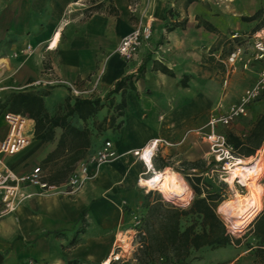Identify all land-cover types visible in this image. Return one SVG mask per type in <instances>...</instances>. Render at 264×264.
Instances as JSON below:
<instances>
[{"label": "crops", "instance_id": "obj_1", "mask_svg": "<svg viewBox=\"0 0 264 264\" xmlns=\"http://www.w3.org/2000/svg\"><path fill=\"white\" fill-rule=\"evenodd\" d=\"M187 1L0 0V60L4 62L0 90H9L7 97L20 90L19 84L25 87L41 81L25 90L42 96L45 111L53 116L65 112L64 102L71 94L65 85L46 82L66 81L88 93L81 98H103L118 80L133 74L132 88L102 99L103 107L85 121L76 114L68 117L71 127L89 130L88 146L81 145L80 138L63 135L67 128L60 126L53 128L50 140H37L34 120L23 116L27 147L4 157L18 173L41 167L46 182L62 185L105 140L111 141L117 155L101 165H90V178L77 192L37 194V188L26 187L35 194L14 213L0 217V264H98L106 259L116 233L129 224L126 210H134L146 195L139 184L148 175L146 167L132 152L151 139L169 143L153 159L154 169L172 165L191 181L199 176L208 152L198 133L206 132L209 116L216 114L211 85L222 83L226 77L223 63L242 41L231 39V33L247 36L254 31L258 16L254 20L245 17L258 13L259 1L248 0L244 8L228 15L229 33L217 26L213 2ZM138 22L151 26V39L132 60L125 61L116 47ZM228 39L233 43L225 45ZM16 52L22 54L14 57ZM244 55L252 59L251 51ZM242 63L231 74L226 91L229 99L248 87V81L243 79L240 84L238 79L256 70ZM142 65L144 70L138 72ZM122 101L124 107L119 110ZM263 110L264 103L254 106L245 128ZM4 114H0V141L9 129ZM99 124L106 129L97 137ZM72 147L83 152L75 162ZM198 254L192 252L190 258Z\"/></svg>", "mask_w": 264, "mask_h": 264}, {"label": "trees", "instance_id": "obj_2", "mask_svg": "<svg viewBox=\"0 0 264 264\" xmlns=\"http://www.w3.org/2000/svg\"><path fill=\"white\" fill-rule=\"evenodd\" d=\"M190 2L192 0L187 1V3ZM257 16L258 13L245 17V20H254ZM257 30L259 29L254 27L253 32ZM143 70L144 65L138 69V72ZM132 79L133 74L121 78L103 98L68 96L64 102L65 112L53 116H49L45 111L42 96L25 90L31 87L25 86L24 89L11 92L7 99L0 103V113L6 110L10 114L20 115L21 117L26 116L34 120V138L37 140H50L53 135V128L60 126L67 128L63 135L80 138L81 145L88 146L89 130H78L71 127L67 120L68 117L76 114L85 121L103 107L102 99L108 100L112 94L120 90L123 95L126 88H132ZM262 103H264V92L249 105L248 112L254 106ZM123 107L124 101L118 105V109L121 110ZM121 114L122 112L119 111L118 115ZM106 120L104 119V122ZM108 122L109 125H112L114 118L112 116L108 117ZM224 133L227 143L232 146L237 157L253 156L264 145V110L251 124L249 123L248 128H245L239 134L233 130L224 131ZM82 156V149L72 147L73 162ZM200 180V176H195V181H188L195 196L186 208L175 206L162 208L164 203L161 201L147 206L146 215L148 218H155L156 224L150 226L149 221L145 223L147 231L146 247L147 249L152 248L159 254L158 258H160L162 264H188L190 260L196 259L195 256L192 259L190 258L192 252H202L201 250L206 248L211 250L221 249L233 242L232 237L226 231L224 223L216 213L218 196L215 192L209 191L207 186L205 188L200 187ZM84 213L85 210L82 211V216ZM248 227L256 241V245H251L250 249L254 250L256 257L261 261V264H264V207ZM144 262L148 264L151 259H146ZM66 264H75V262L69 261Z\"/></svg>", "mask_w": 264, "mask_h": 264}, {"label": "built area", "instance_id": "obj_3", "mask_svg": "<svg viewBox=\"0 0 264 264\" xmlns=\"http://www.w3.org/2000/svg\"><path fill=\"white\" fill-rule=\"evenodd\" d=\"M206 1H211L218 6L228 7L235 0ZM151 35V26L138 22L132 31L120 39L116 47L117 54L125 61L132 60L139 49L149 42ZM230 37L231 39H241L242 41L234 45L223 63L226 71V77L223 79L224 85L227 84L229 74L235 70L237 64L243 62V67H247L252 59L257 61L264 60V34L262 30L255 31L247 36L240 34L238 31H233ZM246 50L251 51L252 59H245ZM40 82L36 81L26 86L38 85ZM50 84L65 85L73 97H81L85 93L66 81L46 82V85ZM263 92L264 68L259 71L256 81L247 87L238 100L230 104L225 112L209 116L207 121L209 131L205 134L204 141L208 144L209 151L215 157V161L223 163L224 167L227 164L235 163L238 157L234 153L232 146L227 143L225 133L221 132L220 129L246 116L249 105ZM4 117L9 129L6 137L0 141V217L14 213L24 200L35 193L47 194L57 190H61L64 193L77 192L90 178V165H101L117 155L112 149L111 141L107 139L93 155L76 166L65 183L62 185L49 184L44 179V172L41 167H34L26 173H18L5 163L4 157L24 149L28 144L29 137L26 132V126L22 123L24 122L23 117L10 113H6ZM162 145L166 146L169 143L163 139H151L144 147L134 150L132 154L143 162L148 172V163L153 162ZM29 186L37 188V191L35 193L27 192L25 188ZM144 191L148 193L145 188ZM139 247H141V242L136 239L135 232L119 231L115 235L108 256L98 264H136V254Z\"/></svg>", "mask_w": 264, "mask_h": 264}, {"label": "rangeland", "instance_id": "obj_4", "mask_svg": "<svg viewBox=\"0 0 264 264\" xmlns=\"http://www.w3.org/2000/svg\"><path fill=\"white\" fill-rule=\"evenodd\" d=\"M88 1H95V0H84L85 3ZM247 1L248 0H235L233 3L228 5V8L226 7L227 9L224 8V6L215 5L216 6L215 18H216L217 26L219 27V29H222L223 31H226L227 33H229L231 29L229 27L231 26H229L230 19L228 15H231L235 13L236 11L240 10L241 8H244V6L247 4ZM258 1H259L258 19L254 27L258 28L259 30H262L264 34V1L263 0H258ZM81 3H83V1ZM228 43H233V42L231 39H228V41L225 42V45H228ZM21 54H22L21 52H16L14 54V57H18ZM0 57H3V56H0ZM254 61L256 60H251V63H248V68L249 69L255 68L256 70L255 71L250 70L248 72L249 74L245 78L241 77L238 79L240 84H242L241 81H243V79L248 81L249 83L246 85V87L247 86L249 87L256 81L259 71L262 68H264V60L261 61V63H254ZM3 63H4L3 60H0V64H3ZM237 67L238 66L236 65V68ZM224 72H226L225 69H224ZM231 74L232 73L229 74L228 82L226 85L223 84V80H222V83L219 82V83H215L211 85L210 89L213 92L212 95L214 96V101H215V109L213 110L214 113H223L226 110L227 106L230 104V102H234L237 99V97L240 95V94H237L236 97L232 96L233 98H230V99L226 97V91L229 86V80H230ZM21 85L22 84L18 85L20 86L19 87L20 90L24 89V86H21ZM8 92L10 91L7 90L6 92L4 90L3 91L0 90V101L4 99V97L5 99L7 98L8 94H5V93H8ZM82 95H88V93H84ZM0 114L2 115L4 113L1 112ZM248 118H249V115L241 117L238 120L234 121L229 126L223 129H220V131L224 132V131H232V130L238 129V131L241 132L243 129H245L247 125L245 122V119H248ZM1 121L2 120H0V122ZM96 128H97L96 129L97 132L95 135L97 137L100 135L103 136V133H104L103 131H105L106 126L99 124L98 127ZM206 129L209 131L208 128ZM207 130L206 132H204L203 130L199 131L198 135H199L200 140L204 141V136L208 132ZM204 145L206 147L208 155L206 158V162L203 165V169H201L200 172L198 173L199 176L201 177L199 186L202 188L203 187L205 188V186H207L208 187L207 189L209 191L215 192L216 195L218 196L216 200L217 201L216 213L218 214V216L224 223L226 231L232 237L233 242L232 244L224 248H221V249L211 250V249L206 248L204 250H201L202 252H198L199 254L195 256L196 260L194 264H261V261L254 254V250L250 249L251 245H256V241L253 238L250 228L248 227L250 223L247 225H243V226L236 225V222H237L235 220L237 219L236 217L230 214L229 216L224 215L221 211H219V207L222 202L233 199V194H231L233 193V191L231 187L229 186V184L224 181V178L226 177V174H227V170L225 169L223 163L216 162L215 157L209 151L208 144H204ZM262 151L263 150L259 152V155L261 157V163H262V172L259 175V184L263 188V195H262V203H263L262 208H263L264 207V157L262 159V156H261ZM253 156H256V154H254ZM250 157H241V158L247 159ZM170 168L177 170L172 165ZM178 172L182 175L180 176L183 182L191 190V197L186 203H184V201L181 199L169 197L168 195H165L157 190H151L149 194L146 193V195H144L142 202L138 206H136L134 210L125 209L126 215L128 216L130 221H129V224L124 229H122V231H130V233L135 232L136 239H138L141 242V247L138 248L137 254H136V257H137L136 264H146L144 262L146 261V259H151V262L155 264H162V261L158 258L159 254L155 252L152 248L148 247L149 249H147L146 247L147 231L145 229L146 227L145 223L146 221H149L150 226L151 224H156L155 218L147 217L146 215L147 206L154 205L155 203L161 201L162 203H164L163 205H165L166 207L175 206L178 208H186L189 206L188 203L190 204L192 199L195 196L188 182V181L191 182V180L188 177H186L183 172L181 171H178ZM193 181H195V177H193ZM236 186H238V189L242 190L243 192L247 191V187L241 188L237 184ZM238 223L240 222H237V224Z\"/></svg>", "mask_w": 264, "mask_h": 264}, {"label": "bare ground", "instance_id": "obj_5", "mask_svg": "<svg viewBox=\"0 0 264 264\" xmlns=\"http://www.w3.org/2000/svg\"><path fill=\"white\" fill-rule=\"evenodd\" d=\"M58 40V37L56 38ZM4 65L0 64V70ZM2 71V70H1ZM22 123H26L25 121ZM27 147V146H26ZM261 148L258 150L253 159L237 158L233 164H227V170L224 181L229 184L233 193V199L226 200L221 203L219 211L224 215H233L240 222L236 225L243 226L251 223L253 219L262 209V195L263 188L259 184V175L262 172L261 157L259 155ZM262 159L264 157V149H262ZM147 158V156H146ZM148 159V158H147ZM149 171L145 177L139 180L140 187H144L148 192L157 190L169 197L181 199L186 203L191 197V190L183 182L180 174L169 167L161 170H156L152 162L148 163ZM246 188L247 191L243 192L238 189Z\"/></svg>", "mask_w": 264, "mask_h": 264}, {"label": "water", "instance_id": "obj_6", "mask_svg": "<svg viewBox=\"0 0 264 264\" xmlns=\"http://www.w3.org/2000/svg\"><path fill=\"white\" fill-rule=\"evenodd\" d=\"M0 260H1V255H0Z\"/></svg>", "mask_w": 264, "mask_h": 264}]
</instances>
